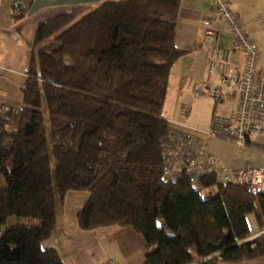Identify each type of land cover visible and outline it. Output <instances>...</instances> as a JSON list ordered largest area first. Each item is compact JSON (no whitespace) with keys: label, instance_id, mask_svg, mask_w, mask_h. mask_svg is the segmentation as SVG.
<instances>
[{"label":"trees","instance_id":"trees-1","mask_svg":"<svg viewBox=\"0 0 264 264\" xmlns=\"http://www.w3.org/2000/svg\"><path fill=\"white\" fill-rule=\"evenodd\" d=\"M30 1L12 2L15 19ZM179 5L108 0L37 24L23 106L0 105V228L28 213L43 224L0 230V264H64L41 244L55 227L57 192L63 199L69 191L88 192L76 212L80 229L119 225L141 234L142 264L264 255V234L248 239L247 218L264 228L263 194L216 184L211 174L201 177L203 191L181 172L163 177L164 141L176 130L163 116L169 73L187 52L174 40Z\"/></svg>","mask_w":264,"mask_h":264},{"label":"crops","instance_id":"crops-1","mask_svg":"<svg viewBox=\"0 0 264 264\" xmlns=\"http://www.w3.org/2000/svg\"><path fill=\"white\" fill-rule=\"evenodd\" d=\"M13 1L0 0V105L19 108L23 106L21 90L27 77L26 69L37 24L64 13L80 17L96 5L108 0H31L27 12L20 19L14 18L11 8ZM231 7L238 15L241 26L258 43L261 53L260 65L264 68V2L262 0H231ZM209 16L208 0H180L174 40L178 48L187 52L173 63L169 80L173 78L172 80L178 82L184 77L185 85L188 90L191 88V91L193 83L205 80L207 75L209 45L202 41L204 30L202 22ZM219 26L221 30L218 34V45L229 51V60L232 63L243 66L244 56L234 48L231 35L223 29L222 25L219 24ZM188 69L191 74L184 76V72ZM212 80L216 82L217 78L212 77ZM198 98L210 103L206 105L205 120L198 124L190 119L191 123L197 125L196 127L174 121L169 122L171 126L176 130L191 131L199 136L204 141L206 151L216 155L226 166L240 168L261 164L264 156L260 148L239 147L227 141L234 147V152L222 158L207 149L206 141L211 137L205 134V130L208 128L212 114L214 112L228 113L235 107L236 97L230 96L219 104H215L207 96ZM191 101L190 99L188 102ZM186 109L188 112L185 113H190V108ZM198 109L194 108L195 111ZM257 137H253L252 141L255 142L254 139ZM76 212L74 221L69 225L65 221L59 222L60 224L55 223L53 232L48 238L53 236L57 225L59 235L65 234L61 239L63 245L61 250L53 245L47 247L56 250L64 264H107L109 259L113 260V264H142L147 249L141 234L131 227L119 225L101 226L89 231L82 230L77 224ZM218 264H264V255L237 263Z\"/></svg>","mask_w":264,"mask_h":264},{"label":"built area","instance_id":"built-area-1","mask_svg":"<svg viewBox=\"0 0 264 264\" xmlns=\"http://www.w3.org/2000/svg\"><path fill=\"white\" fill-rule=\"evenodd\" d=\"M208 2L210 16L202 22V41L209 45L207 75L205 80L193 83L192 91L195 96H207L215 104L234 96L236 104L226 114L214 112L205 134L239 147L260 148L264 156V144L252 141L257 136L264 139V68L260 65L259 45L241 26L231 0ZM219 24L231 35L234 48L244 56L243 66L232 63L229 51L218 45ZM164 144L167 159L163 177L166 180H175L181 172L194 190L203 191L201 177L211 174L216 184L238 185L264 195V157L259 165L226 166L216 155L206 151L204 141L191 131L175 130ZM261 234L264 228L248 239ZM107 264H113V260L109 259Z\"/></svg>","mask_w":264,"mask_h":264},{"label":"rangeland","instance_id":"rangeland-1","mask_svg":"<svg viewBox=\"0 0 264 264\" xmlns=\"http://www.w3.org/2000/svg\"><path fill=\"white\" fill-rule=\"evenodd\" d=\"M184 74H185L184 76H189L191 72L188 69V71L184 72ZM172 79L173 78H171L168 81V85H167L166 97L163 105V116L166 119H168V121L171 123H173V121L181 122L196 127L197 125L191 123L190 119H192L194 123H198V124L202 123L205 120L207 114L206 113V107L208 106L207 103L208 104L210 103L206 100H202L196 97L191 91V88L190 90H188L187 86L185 85L186 83L184 77L181 79V81L178 82ZM190 99L192 101L188 102L190 101ZM42 101H43L42 105H45L44 94ZM187 107H189L191 110L190 113L188 114L185 113V109ZM194 108H199V109L195 111ZM45 122L47 127L48 126L47 114H45ZM254 140L256 143H260V144L264 143V139L262 137H257ZM48 141H49V147H52L53 140L50 135L48 136ZM206 147L209 151L217 154L221 158L224 157L225 155H229L230 153L234 152V147L228 144L227 141L220 140L214 137L207 139ZM87 197H88V192L86 191H69L65 194L64 198L61 199V197L57 192V210L55 216V223L58 224L59 222L61 223L62 221H65V223L69 225V223L74 221L75 212L83 206ZM28 209L29 207H27L24 212L27 213ZM247 218H248L249 226L251 228V232L254 235L258 230L254 217L252 215H249ZM28 224L41 225L43 224V220L41 217L38 216L34 217L31 213L22 214L20 216H12L7 220V223L0 228V230L1 232H4L7 228H11L17 225H28ZM57 228L58 225L54 230L53 236L41 244L42 248L51 249L47 247L52 245L55 246V248L56 247L59 249L62 248L63 245L61 243V239L65 234L60 233L59 235V229Z\"/></svg>","mask_w":264,"mask_h":264}]
</instances>
